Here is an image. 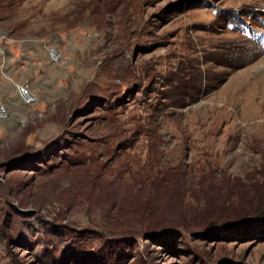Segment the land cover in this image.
<instances>
[{
	"label": "rangeland",
	"instance_id": "374dc122",
	"mask_svg": "<svg viewBox=\"0 0 264 264\" xmlns=\"http://www.w3.org/2000/svg\"><path fill=\"white\" fill-rule=\"evenodd\" d=\"M2 83L0 264H264V0H0Z\"/></svg>",
	"mask_w": 264,
	"mask_h": 264
},
{
	"label": "built area",
	"instance_id": "2783aa9c",
	"mask_svg": "<svg viewBox=\"0 0 264 264\" xmlns=\"http://www.w3.org/2000/svg\"><path fill=\"white\" fill-rule=\"evenodd\" d=\"M51 58L53 61L59 59V55L56 50H51ZM16 90L19 94L20 99L27 106H34L38 102L37 95L32 92L31 86L28 83H16ZM9 117V109L3 97L0 95V120H7Z\"/></svg>",
	"mask_w": 264,
	"mask_h": 264
},
{
	"label": "crops",
	"instance_id": "0c3cea01",
	"mask_svg": "<svg viewBox=\"0 0 264 264\" xmlns=\"http://www.w3.org/2000/svg\"><path fill=\"white\" fill-rule=\"evenodd\" d=\"M5 83H7V82H5ZM5 83H2L1 85L5 84ZM20 83H28V84L31 86L32 92L35 93V92L33 91V88H32V85H31L30 82H20ZM5 85H8V86H6V87H2V86H1V87H0V90H1L2 92H8V91H10V89H11L10 84H5ZM15 89H16V87H15ZM15 91H16V93H17V98H18V100H19L18 107L20 106V107H22V108H24V109L27 108L28 106L22 102V100H21L20 97H19V94H18L17 90H15ZM20 102H21V103H20ZM6 104H7V107H8V109H9V113L12 112V110L14 109L13 104H10V102H8V103L6 102ZM15 107H17V106H15Z\"/></svg>",
	"mask_w": 264,
	"mask_h": 264
},
{
	"label": "trees",
	"instance_id": "16d2710c",
	"mask_svg": "<svg viewBox=\"0 0 264 264\" xmlns=\"http://www.w3.org/2000/svg\"><path fill=\"white\" fill-rule=\"evenodd\" d=\"M211 220H212V221H215V220L217 221V220H219V219L216 218V219L214 220V219H209V218H208L207 220L203 221L201 225H207V226H208L209 224H215V223L211 222Z\"/></svg>",
	"mask_w": 264,
	"mask_h": 264
}]
</instances>
